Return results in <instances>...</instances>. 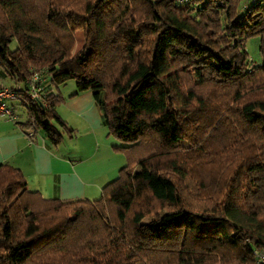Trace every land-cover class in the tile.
Returning <instances> with one entry per match:
<instances>
[{
	"label": "trees",
	"instance_id": "trees-1",
	"mask_svg": "<svg viewBox=\"0 0 264 264\" xmlns=\"http://www.w3.org/2000/svg\"><path fill=\"white\" fill-rule=\"evenodd\" d=\"M0 66L25 87L46 70L47 106L24 96V125L54 144L74 134L57 110L61 86L92 91L127 159L94 200L46 198L2 164L0 264H254L264 0H0Z\"/></svg>",
	"mask_w": 264,
	"mask_h": 264
},
{
	"label": "crops",
	"instance_id": "crops-1",
	"mask_svg": "<svg viewBox=\"0 0 264 264\" xmlns=\"http://www.w3.org/2000/svg\"><path fill=\"white\" fill-rule=\"evenodd\" d=\"M13 86L25 87L15 84L0 67V87ZM68 88L70 91L63 92L66 98L57 110L74 129L73 136L66 135L59 144H54L40 130L30 136L31 129L24 125L26 110L21 115L16 106L23 105L22 102L13 100L10 103L15 107L17 119L0 115V166L9 163L19 168L29 188L46 198L98 199L103 187L127 163L125 154L115 150V146L123 144L103 123L102 109L94 93L78 92L77 85L64 89Z\"/></svg>",
	"mask_w": 264,
	"mask_h": 264
},
{
	"label": "built area",
	"instance_id": "built-area-1",
	"mask_svg": "<svg viewBox=\"0 0 264 264\" xmlns=\"http://www.w3.org/2000/svg\"><path fill=\"white\" fill-rule=\"evenodd\" d=\"M179 4H189L192 0H175ZM261 0H243V5L249 7L257 4ZM50 84V78L46 70L36 72L31 76L27 82L24 94L12 90L7 87H0V115L8 117L11 120H16L17 115L14 106L10 103L13 100L24 101V96L36 103H41L47 106L46 103V89ZM22 89V88H20ZM30 136L34 135V130L29 132ZM254 264H264V250H255Z\"/></svg>",
	"mask_w": 264,
	"mask_h": 264
},
{
	"label": "rangeland",
	"instance_id": "rangeland-1",
	"mask_svg": "<svg viewBox=\"0 0 264 264\" xmlns=\"http://www.w3.org/2000/svg\"><path fill=\"white\" fill-rule=\"evenodd\" d=\"M260 41H261L260 36H254V37L250 38L246 44L247 51H248L249 56H250V60L253 61L255 64H260L262 62V56H261V53L259 51ZM83 44H84V32H83V30H78L76 32V50H79L83 46ZM14 46H16V43H14ZM76 85H77V83L74 80L68 81L67 84L62 85L60 88L62 95H63L64 91H65V93H68L70 91L69 88L68 89H64V88H67L69 86H76ZM22 86H24V84H22ZM63 97L66 98L64 95H63ZM16 108H17V111L21 115H23L24 111L26 110V107L24 105H21V104L16 106Z\"/></svg>",
	"mask_w": 264,
	"mask_h": 264
}]
</instances>
